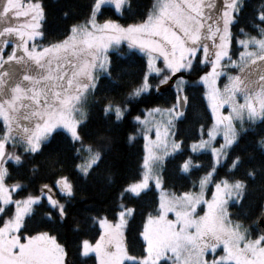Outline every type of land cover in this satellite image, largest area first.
<instances>
[{
    "label": "snow or ice",
    "instance_id": "6c2138e0",
    "mask_svg": "<svg viewBox=\"0 0 264 264\" xmlns=\"http://www.w3.org/2000/svg\"><path fill=\"white\" fill-rule=\"evenodd\" d=\"M105 2L90 0L82 22L68 25L62 38L41 44L46 18L42 0H0V218H4L0 227V264H30V249L39 242L50 245L51 259L47 264H69L65 248L55 236L49 232L23 235V231L24 217L30 216L42 200L63 219L66 205L54 197L53 188L71 200L75 195L74 182L61 175L51 186L41 185L39 195L21 194L24 184L12 182L10 167L20 165L22 156L9 149L19 147L23 153H38L42 141L62 126L70 133L73 149L81 160L74 167L82 176L90 175L102 162L112 138L101 137L107 141L104 145L85 144L80 128L86 116H77V106L90 90H95L101 74L113 79L108 49L121 41H126L129 49L144 53L147 71L128 86L131 90L124 100H107L103 112L113 118L110 127L125 119L128 97H140L150 91L153 73L159 78L157 90L173 79L186 85L184 73L193 68L194 62L206 68L196 82L203 86V97L211 110L210 123L199 125L198 139L190 144L168 139L177 135L175 121L184 116L189 102L185 86L177 87L170 107L149 108L147 114L141 112L134 117L144 125L136 129L145 140L143 174L121 196H140L154 182L161 190L156 211L161 215L171 211L178 219L161 237L150 228L153 217L149 214L139 232L142 252L139 256L130 255L123 229L135 209L121 204L116 222L101 219L99 238L94 243L81 241L80 254L87 257L95 253L97 264H264V230L259 234L253 230V225L264 223V185L258 197L259 214L254 215L249 227H244L233 223L229 209L230 204L240 205L249 197L248 181L255 180L254 172L248 169L246 179H216L217 167L239 144L241 135L257 123H264V5L256 7L255 19L248 21L256 31L250 35L243 28L237 32L233 27L244 0H154L141 20L128 24L114 18L101 19ZM111 2L113 11L121 15L130 6V0ZM158 61H162V66H157ZM229 67L235 74L223 71ZM221 75L227 76L222 89L217 83ZM225 105L229 108L227 115L220 111ZM157 113L167 116L166 130L161 132L157 125V139L153 141L149 136L153 121L149 116ZM218 135L223 136V143L217 145L214 142ZM133 138L130 134L129 142ZM185 146L192 153L208 151L212 157L210 170L200 177L199 191H164L157 165L163 163L165 156L182 152ZM256 147L264 153V136L256 141ZM247 155L251 157L252 153ZM242 162L241 155L231 158L229 172ZM179 167L188 173L200 165L189 156ZM210 183L214 190L211 199H206L205 188ZM165 202H183L184 211L166 207ZM201 205L203 214L199 215ZM47 215L52 217L51 213ZM4 241L9 243L6 250ZM107 245L112 246L110 253L104 252Z\"/></svg>",
    "mask_w": 264,
    "mask_h": 264
},
{
    "label": "trees",
    "instance_id": "16d2710c",
    "mask_svg": "<svg viewBox=\"0 0 264 264\" xmlns=\"http://www.w3.org/2000/svg\"><path fill=\"white\" fill-rule=\"evenodd\" d=\"M42 2L46 8V18L43 25L44 38L41 42L46 44L50 40L62 38L71 23L82 22L90 0H42ZM153 2L154 0H130V6L125 8L122 15L115 13L111 4L105 3L102 6L104 16L101 19L114 18L122 24L134 23L143 18L147 6ZM260 5H264V0H244L234 22V31L238 32L243 28L250 35H255L256 31L248 21L250 18L255 19V9ZM65 12L68 13L67 17L63 16ZM109 55L112 59L113 79L101 74L95 90H90L87 94L84 105L86 119L80 128L85 144L104 145L107 141L101 137L112 138L102 162L90 175L84 177L74 167L81 160L73 149L70 136L62 130H55L44 139L38 153H23V149L19 147L9 149L22 156L20 165L13 164L10 167L12 182L24 184L21 194L36 195L41 185L51 186L61 175L69 177L74 182L75 195L71 200L60 196L57 189L53 188L54 197L66 205V216L63 219H60L47 202L42 200L33 208L30 216L24 217L23 231V235L49 232L55 236L57 242L64 246L69 264H95L93 255L85 257L80 254L81 241L87 239L91 243L95 242L100 236V230L93 218L105 217L113 221L121 204L135 209L134 216L129 218L126 224L124 242L131 249L130 255L139 256L143 248L139 232L147 216L154 215L158 207L157 193L152 186L140 196L125 194L122 197L121 193L128 184L139 180L141 174L143 141L136 135L138 125L133 121L134 117L149 108L170 107L176 91L172 87L157 90L155 86L159 78L152 75L153 87L150 91L141 94L140 97H128V112L125 119L110 127L113 118L105 116L104 105L108 99L117 102L124 100L131 90L128 86L146 72V61L142 54L127 49L123 44L110 50ZM205 70L204 65L194 62L193 68L186 71L183 76L186 85L182 86H185L189 95V102L183 110L184 116L175 121L174 131L177 133L175 138L184 141L185 145L198 139L200 124L210 123L211 113L203 97V87L196 83L198 75L203 74ZM130 134L134 137L131 142L128 140ZM262 136L264 123H257L254 128L241 135L239 144L230 150L229 157L217 167L216 179L226 177L246 179L245 173L248 169L256 176L254 181H248L249 197L240 205L230 204L232 221L244 227H249L251 219L255 218L254 215L259 214L258 197L261 185H264V153L256 147V141ZM76 147L80 145L77 144ZM248 152L252 153L251 157L247 155ZM236 155H241L243 162L237 169L229 172L231 158ZM189 156L193 163H198L200 167L191 168L188 173H184L180 171L179 166ZM211 163L212 157L208 151L192 153L185 146L182 152L173 153L163 161L161 167L163 187L175 193L195 191L198 189L200 177L210 170ZM211 185L212 183L209 184V188ZM48 213H51V218L48 217ZM2 223L3 218H0V226ZM253 230L257 233L255 225Z\"/></svg>",
    "mask_w": 264,
    "mask_h": 264
},
{
    "label": "rangeland",
    "instance_id": "374dc122",
    "mask_svg": "<svg viewBox=\"0 0 264 264\" xmlns=\"http://www.w3.org/2000/svg\"><path fill=\"white\" fill-rule=\"evenodd\" d=\"M105 3H109V4H111V5L114 7V5L112 4L111 0H106ZM242 38H243V37H242ZM39 43L43 44V43L41 42V40L39 41ZM121 44L125 45L126 48L129 49L126 41H121V43H120L119 45H121ZM119 45H115V44H114V45L110 46L109 49H108V52H109L110 50L116 49ZM132 50H135V51L139 52L140 54H142V55L144 56L145 61H146V71H147V57L144 55V53L140 52L138 49H132ZM234 58H235V57H234ZM157 66H162V61H158V62H157ZM223 71H225V72H227V73H229V74H235L234 72L231 71V68H230V67L224 69ZM256 71H260V69L257 68ZM152 75H155V74L153 73ZM183 79H184V78H183ZM158 81H159V79H158ZM196 81H198V79H197ZM158 83H159V82H158ZM196 83H197V82H196ZM217 83H218V86L222 89L223 86H224V84L227 83V76H226V75H221V77L218 79ZM197 84H199V83H197ZM180 86H182V85H179V84H178V81H177L176 79H173V80L170 81L168 84H166V85H161V86L159 87V89H162V88H165V87H166V88H167V87H172V88L176 91L177 87H180ZM201 86H202V85H201ZM202 87H203V86H202ZM89 92H90V91H89ZM205 100H206V99H205ZM206 102H207V101H206ZM241 102H242V101H241ZM84 105H85V99H83V100L80 102V104L77 106V108H78L77 116H79L81 113H83V114L85 115V106H84ZM155 108H161V109H163V108H165V107H155ZM166 108H167V107H166ZM209 110H210V109H209ZM220 111H221V113L227 115L228 112H229V108H228L227 105H225L223 108H221ZM144 113L147 114V110L144 111ZM210 113H211V110H210ZM77 118H79V117H77ZM141 118L143 119L144 117L142 116ZM149 119L153 121V124H152V131L149 132V136H150L151 140L155 141V140L157 139V138H156V135H155V127H156L157 125H159L160 128H161V132H164V131L166 130L167 116H166L165 114H163V113H157V114H155L154 117H153V116H149ZM133 121L138 125V128H143V127H144V125L138 124L135 120H133ZM245 125H247V124H245ZM138 128H137V129H138ZM55 130H62V131H64L66 134H68V135L70 136V133H68L67 130L64 129L62 126H58ZM55 130H54V131H55ZM136 135H137V136H140V137L142 138V141H143V142H142V146H143V155H142V161H141V174H140V178H139V180H140L141 177H142V174H143V157H144V155H145V151H144L145 140H144L143 135H142L141 132L137 131V134H136ZM70 138H71V136H70ZM173 138H175V137H168L169 140H171V139H173ZM161 139H163V137H161ZM214 143H217V145H218V143H223V136H222V135H218V136H217V140H216V142H214ZM159 151H161V152L163 151V145H162V144H161V147H160ZM171 155H172V154H170V155H168V156H171ZM210 155H211V154H210ZM168 156H165L164 159H163V161H164L165 158H167ZM157 167L160 169V175H161V167H162V164L157 165ZM139 180H137V181H139ZM137 181H136V182H137ZM133 183H134V182H133ZM130 184H131V183H130ZM128 185H129V184H128ZM128 185H127L125 188H127ZM150 186H152L153 189L156 191V193H157V198H158V201H159V198H160V195H161V190H160V189H157V188L155 187L154 182H151L150 185H149V187H150ZM163 190H164V191H167V192H169V193H175V192H173V191H171V190L165 189L164 187H163ZM213 190H214V185L212 184V185L210 186V188H209V184H208L207 187L205 188V193H204L206 199H211V192H212ZM195 191H199V188H198L197 190H195ZM195 191L192 190V192H195ZM129 194H130V193H129ZM177 194H179V193H177ZM36 195H39V193L36 194ZM130 195H132V194H130ZM182 203H183V202H181V204H169L168 202H165V206H166V207H173V208L176 209V211H184L183 207L181 206ZM119 206H120V205H119ZM157 208H158V207H157ZM203 208H204V205H201V206L198 208L197 211H198V214H199V215H202V214H203ZM120 210H121V209H120V207H119V210L117 211V214H118V212H119ZM117 214H116V218H115L113 221H110V220H108V219H107V220H108L110 223H113V224H114V223L116 222L117 218H118V217H117ZM152 217H153V219H152V221L150 222V228L153 230V232L159 234L161 237L167 235V233H168V231H169L171 225H172L173 223H175L176 220L178 219V218L175 216V214H174L173 212H171V211L166 212V213H164L163 215H161L160 213L156 212L154 215H152ZM5 218H6V217H5ZM190 218H191V217H186V219H190ZM3 219H4V218H3ZM101 219H106V218H105V217H97V218H95V222H96V224L98 225V228H99V230H100V233H101V231H102V229H101V227H100V224H99V221H100ZM146 219H147V218H146ZM233 223L235 224V223H237V222H234V221H233ZM2 226H3V223H2V225H1L0 227H2ZM125 227H126V225H125ZM125 227H124V229H123V237H124ZM177 227H178V225H177ZM189 230L191 231V229H189ZM17 234H19V233H17ZM98 238H99V237H98ZM141 239H142V238H141ZM21 242H24L23 239L21 240ZM57 243H58V242H57ZM93 243H94V242H93ZM3 247L5 248V250L7 249V247H9V243H8V241H4ZM111 250H112V246H111V245H107V246H105L104 252H108V253H110ZM89 255H93V256H94L95 264H97L96 257H95V253H90ZM104 258L107 259L108 257H104ZM27 259L29 260L30 264H47V262L51 259L50 245H48L46 242H39L37 245L32 246L31 249H30V255L27 257ZM169 264H170V262H169Z\"/></svg>",
    "mask_w": 264,
    "mask_h": 264
},
{
    "label": "water",
    "instance_id": "95a60500",
    "mask_svg": "<svg viewBox=\"0 0 264 264\" xmlns=\"http://www.w3.org/2000/svg\"><path fill=\"white\" fill-rule=\"evenodd\" d=\"M255 229H256L257 233L259 234V232L261 230H264V223H258V224H256L255 225Z\"/></svg>",
    "mask_w": 264,
    "mask_h": 264
}]
</instances>
